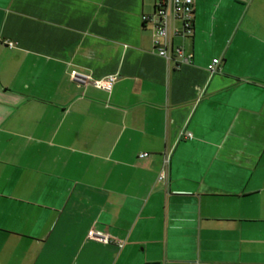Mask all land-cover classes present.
Listing matches in <instances>:
<instances>
[{"label":"crops","instance_id":"0c3cea01","mask_svg":"<svg viewBox=\"0 0 264 264\" xmlns=\"http://www.w3.org/2000/svg\"><path fill=\"white\" fill-rule=\"evenodd\" d=\"M158 1L0 0V264H264V0Z\"/></svg>","mask_w":264,"mask_h":264},{"label":"built area","instance_id":"2783aa9c","mask_svg":"<svg viewBox=\"0 0 264 264\" xmlns=\"http://www.w3.org/2000/svg\"><path fill=\"white\" fill-rule=\"evenodd\" d=\"M141 21L152 25V41L157 54L166 60L174 62L177 66L188 64L192 54L185 52L181 45H175L173 39L175 36L190 35L193 32V0H160L156 3L151 14H143ZM180 22V27L173 23ZM220 58H213L208 64L207 69L210 73L216 72L220 68ZM72 79L77 84L84 83L86 79L75 72L72 73ZM115 75H109L101 80L94 81V85L110 90ZM184 137L191 139V132H185ZM147 153H141L145 156ZM169 163V154L165 155L163 160V169L161 176H164V170ZM90 236L97 238L102 242H108V237L96 231H91Z\"/></svg>","mask_w":264,"mask_h":264}]
</instances>
